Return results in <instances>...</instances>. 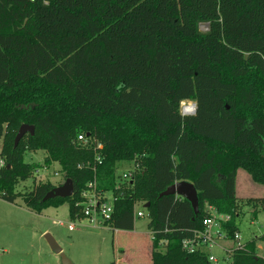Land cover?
I'll list each match as a JSON object with an SVG mask.
<instances>
[{
    "label": "trees",
    "instance_id": "obj_1",
    "mask_svg": "<svg viewBox=\"0 0 264 264\" xmlns=\"http://www.w3.org/2000/svg\"><path fill=\"white\" fill-rule=\"evenodd\" d=\"M183 101L194 113L181 114ZM22 124L34 132L14 146ZM0 141L2 200L35 213L67 203L74 222L95 180L113 196L105 227L133 230L148 203L151 264H209L181 247L206 206L230 216L228 238L244 207L264 211L263 196L235 194L238 170L264 186V0H0ZM38 150L42 166L24 161ZM120 161L133 164L127 179ZM53 163L74 191L44 201L62 181L34 178ZM179 181L196 189V215L185 198L159 196ZM258 240L229 264H264Z\"/></svg>",
    "mask_w": 264,
    "mask_h": 264
},
{
    "label": "rangeland",
    "instance_id": "obj_2",
    "mask_svg": "<svg viewBox=\"0 0 264 264\" xmlns=\"http://www.w3.org/2000/svg\"><path fill=\"white\" fill-rule=\"evenodd\" d=\"M200 30L206 31L207 25L201 24ZM188 104L195 103L193 101L181 102L180 111L185 109ZM44 155L45 153L41 150L32 151L24 155V161L41 165ZM132 169L131 162L120 161L116 164L115 173L121 179H127ZM243 171L241 170V175H238L236 180L235 191L238 198L264 196V186L253 182L247 172ZM38 174H36L34 182L41 179L58 184L62 181L59 167L54 163L45 169L40 168ZM32 184L33 178H30L20 184L18 190L22 191ZM112 198V193L107 192L105 201L107 206H111ZM135 209L139 210L140 205H136ZM99 222V215L94 216V221L89 219L70 221L67 203L56 208L49 207L41 213H35L28 210L20 198H17L14 203L6 202L0 198V264H61L59 255L51 251L45 233L55 237L60 243L62 252L73 264H112L114 259L113 233L111 228L105 227ZM134 222L135 231H139L142 237L146 234L147 242L139 244L137 247L132 244L130 251L131 249L132 251L137 250L144 245V249L139 251L145 250L146 253L150 240L147 229L148 219L144 216L136 218ZM69 224L74 226L71 231L68 230ZM237 224L241 241L255 238L264 232V211L260 210L254 216L250 208L244 207ZM258 244L264 245V242H258ZM213 251L218 254L217 248Z\"/></svg>",
    "mask_w": 264,
    "mask_h": 264
},
{
    "label": "built area",
    "instance_id": "obj_3",
    "mask_svg": "<svg viewBox=\"0 0 264 264\" xmlns=\"http://www.w3.org/2000/svg\"><path fill=\"white\" fill-rule=\"evenodd\" d=\"M192 105L193 106L191 107L189 112H185V109H183L181 111V114L194 113L195 107L194 104ZM75 142L84 146H93V140H90L84 134H79ZM100 148L101 144L96 143V145L94 146V150ZM96 160L100 163V158L98 156ZM2 165L3 162L2 160H0V167ZM79 167L81 166L79 165ZM45 168L46 166L43 167V169ZM36 174L39 175L38 171ZM81 197V205L83 207V213L85 215L84 219L94 221V216L99 215V223L103 225V222L109 219L113 209V204H111V206H107L105 204L106 193L102 194L101 192H98L96 190V182L95 180H93L87 183V188L81 193ZM206 212L208 214L202 219V228L194 230L190 237L184 238L181 241V247L186 253H194L196 251L204 252L207 255V261L209 262V264H229L233 252L236 250H241L245 246L246 241H241L238 229L233 232L232 237L228 238L223 224L229 221V215L219 213L212 206H206ZM133 216L134 219L144 216L147 217V213L144 208H140L139 210H134ZM73 228V224L68 225V230L71 231L73 230ZM262 236L264 237V232L260 233V237ZM259 242H264V240H259ZM215 248L221 251L220 254L214 253L213 250ZM256 252L259 257L264 259V245H259L258 242H256Z\"/></svg>",
    "mask_w": 264,
    "mask_h": 264
},
{
    "label": "water",
    "instance_id": "obj_4",
    "mask_svg": "<svg viewBox=\"0 0 264 264\" xmlns=\"http://www.w3.org/2000/svg\"><path fill=\"white\" fill-rule=\"evenodd\" d=\"M33 132H34L33 126L22 124L18 128L17 133L14 137V146H16L19 143V141L25 134L27 133L33 134ZM73 191H74L73 181L70 178H66L62 184L55 186L49 192H47L46 195L43 197V200L45 201L57 197L60 198L70 197L73 194ZM166 195H178L181 196L182 198H185L190 202L194 214L196 215L198 213L199 210L198 196H197V191L192 183L187 181L175 182L170 186H168L164 191H162L159 196H166ZM147 207H148V203L144 205V208ZM45 238L51 251L59 255L61 264H73L71 260L62 252L60 246L50 235L47 234Z\"/></svg>",
    "mask_w": 264,
    "mask_h": 264
},
{
    "label": "crops",
    "instance_id": "obj_5",
    "mask_svg": "<svg viewBox=\"0 0 264 264\" xmlns=\"http://www.w3.org/2000/svg\"><path fill=\"white\" fill-rule=\"evenodd\" d=\"M240 173H241V170H238L236 172V180H237V176L241 175ZM236 180H235V188H236ZM235 194H236V191H235ZM236 197H239V196L236 195ZM111 231L113 233L112 234V237H113L112 247H113V258H114L113 264H151V260H150L151 259V236H150V233H148V235L150 236L149 238L150 240L148 242V250L145 253V250H142V252L139 251L140 249H144L143 248L144 245L142 247L140 246V248H137V250L134 249L133 251L132 249L130 251V247L132 244H134L137 247L139 244L142 245L145 242H147L146 234L144 237H142V234L139 231L138 232L135 231V227L131 231L117 230V229H111ZM47 234L48 233H45V236ZM52 238L60 246V243L55 239V237L52 236ZM257 242H259V240ZM217 251H218V254H220L221 251L219 250Z\"/></svg>",
    "mask_w": 264,
    "mask_h": 264
},
{
    "label": "bare ground",
    "instance_id": "obj_6",
    "mask_svg": "<svg viewBox=\"0 0 264 264\" xmlns=\"http://www.w3.org/2000/svg\"><path fill=\"white\" fill-rule=\"evenodd\" d=\"M187 108H188V107H185V110H184L185 112H188V111H186Z\"/></svg>",
    "mask_w": 264,
    "mask_h": 264
}]
</instances>
